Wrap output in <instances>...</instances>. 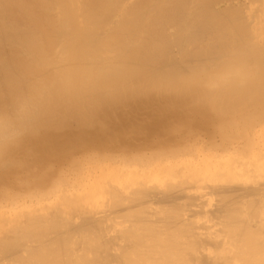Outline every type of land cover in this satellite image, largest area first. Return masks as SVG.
Instances as JSON below:
<instances>
[{
  "label": "bare ground",
  "instance_id": "1",
  "mask_svg": "<svg viewBox=\"0 0 264 264\" xmlns=\"http://www.w3.org/2000/svg\"><path fill=\"white\" fill-rule=\"evenodd\" d=\"M33 162L0 264H264V0H0V173Z\"/></svg>",
  "mask_w": 264,
  "mask_h": 264
},
{
  "label": "rangeland",
  "instance_id": "2",
  "mask_svg": "<svg viewBox=\"0 0 264 264\" xmlns=\"http://www.w3.org/2000/svg\"><path fill=\"white\" fill-rule=\"evenodd\" d=\"M184 106V108H186V110L184 109V111L185 112H183V114L181 115V121L184 123V124H187V126L189 125V124H193V127H191L192 129L191 130H194V132L193 133H188V131H187V129H185V128H182V129H184V130H181V132H183V135L185 134V135H189L192 139L193 138H196V137H201V138H203V136L205 137V136H207V140H206V137L205 138H203L204 140H205V142L207 141V143H209V141L208 140H212L213 142L214 141H216L217 143H219L220 141V139H222V137H223V135L225 134L223 131H222V125L223 124H225V123H222V122H224L225 120L224 119H227L228 120V118H226V116H217V115H211V113H201V106L199 105V102L197 101L196 103L194 102V103H192L191 105H190V107H186L187 106V104H185V105H183ZM211 106H212V104H210L207 108L209 109V110H211ZM187 112V113H186ZM190 112V113H189ZM100 115L101 116H106V114L103 112V110H101L100 111ZM207 115V116H206ZM97 116V115H96ZM197 116V117H196ZM194 117V118H193ZM199 117V118H198ZM215 117H217V118H215ZM223 117V118H222ZM225 117V118H224ZM189 118H192V120H191V122L194 120V122L193 123H188V120H189ZM209 118H210V120H209ZM213 118H215V119H213ZM220 118H222L221 120H218V119H220ZM186 119H188V120H186ZM200 119V120H199ZM205 119V120H204ZM118 121H119V119H117ZM197 123H196V122ZM202 121V122H201ZM204 123V124H203ZM210 124V126H209V124ZM196 124V125H195ZM197 124H202L201 125V128L200 127H197ZM207 124V127H205V125ZM221 124V125H220ZM221 126V127H220ZM195 128V129H194ZM205 128V129H204ZM203 129V130H202ZM129 130V129H128ZM148 130V129H147ZM206 130V131H205ZM212 130H218L217 132H216V134L217 135H215V132L213 131V133H211V131ZM200 131V132H199ZM112 132H116V133H118V131H112ZM129 132V131H128ZM149 132H152V133H150V134H146L145 136L142 134V133H140L138 136H135V135H137L138 133H136L135 134V132H133V133H130L129 132V134H127V135H129V139L127 140V139H125V138H123V139H119V138H116V139H119V142H124L123 144H125V143H127L128 142V146L129 147H134L135 146V144H134V142H137L138 140H134V139H140V140H143L145 137H148V138H146V141L147 142H149L150 140H152V139H154L153 137H152V135H154V132L153 131H151V130H149ZM221 132V133H220ZM160 133H162V132H160ZM187 133V134H186ZM200 133V134H199ZM132 134H134L133 135V137H132ZM192 134V135H191ZM209 134H211L210 136H209ZM43 137H45V135L44 134H41ZM130 135H131V137H130ZM162 135H165V134H159L157 137H155V138H161V137H164V136H162ZM201 135V136H200ZM213 135V136H212ZM220 135V136H219ZM143 136V137H142ZM212 136V137H211ZM149 137H151V139L149 140ZM189 137V138H190ZM220 138V139H219ZM115 139V140H116ZM248 139H250V138H248ZM149 140V141H148ZM132 141V142H131ZM175 141V140H174ZM120 144H122V143H120ZM93 147V146H92ZM9 148V147H8ZM13 147H10L9 149H7V151H10L11 149H12ZM88 148H91L90 146L88 147ZM142 148H144V147H136V149L134 150V152H136V153H142V152H144L145 154H150V153H153L154 151H156L157 149H158V147H157V145H154V146H148L147 147V151L145 150V149H142ZM112 149L113 150H118L117 148H113L112 147ZM142 149V150H141ZM22 151V150H21ZM138 151V152H137ZM140 151H142V152H140ZM18 152H20V151H18ZM115 152H118V151H115ZM150 152V153H149ZM133 153V152H132ZM49 164H57V160L55 161V160H53V162L52 161H49L48 162ZM75 164V162H72V164H71V166H72V168H73V165ZM63 166V165H62ZM57 167H58V170L60 169V167H61V164H59V165H57L56 167H54L53 169H51V170H48L49 171V173H52V170H56L57 169ZM43 168V166L41 167V169ZM65 168H66V165H64V167L63 168H61L62 170H65ZM36 170H37V166H35L34 165V162L32 163V167H31V170L30 171H34V172H30V177L27 179L26 177L25 178H23V179H21V180H17V182H16V180H15V182L13 181V177H11L10 176V179L8 180L7 179V173L5 174V172H3V173H0V190H4V191H6L7 189H11L12 188V190H14L12 193H15V194H17V193H19V192H25L27 189L30 191V189L31 188H35L36 186H35V184H37V183H39L37 180H38V176L36 177ZM69 173H70V176H73V170H71L70 169V171H69ZM5 174V175H4ZM9 174V173H8ZM3 176H4V178H3ZM74 178V177H73ZM34 180H36L37 182H35ZM26 183H27V185H26ZM4 187V188H3ZM19 190V191H18ZM29 191H27V192H25V194H29L28 192ZM11 193V194H12ZM3 194H5V193H3ZM8 194V193H7ZM212 199V198H211ZM210 199V200H211ZM213 199H214V197H213Z\"/></svg>",
  "mask_w": 264,
  "mask_h": 264
}]
</instances>
